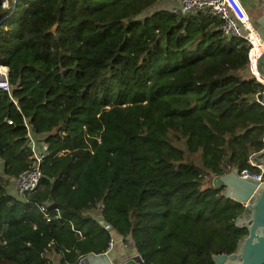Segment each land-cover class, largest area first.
Here are the masks:
<instances>
[{
    "label": "trees",
    "instance_id": "obj_1",
    "mask_svg": "<svg viewBox=\"0 0 264 264\" xmlns=\"http://www.w3.org/2000/svg\"><path fill=\"white\" fill-rule=\"evenodd\" d=\"M157 1L0 0L17 99L0 90V264H78L114 237L144 264H216L247 233L212 178L258 170L264 149L250 42L209 11L142 16ZM24 116L48 148L20 199L7 186L30 163Z\"/></svg>",
    "mask_w": 264,
    "mask_h": 264
},
{
    "label": "built area",
    "instance_id": "obj_2",
    "mask_svg": "<svg viewBox=\"0 0 264 264\" xmlns=\"http://www.w3.org/2000/svg\"><path fill=\"white\" fill-rule=\"evenodd\" d=\"M173 10L182 14L195 11H209L221 19L219 27L224 37L241 36L246 38L250 42L249 71L264 83V77L260 75L256 65L258 57L264 53V43L256 31L257 24L247 13L241 0H178V6ZM254 40H257L261 46L259 51L253 50ZM255 69L258 71V74ZM13 88L14 86L8 79L7 66L0 64V90L5 91L12 102L16 104L17 99L13 94ZM23 118V124L26 128V145L30 150V163L17 175L10 177V184L14 185V194L20 199H24L25 193L32 190L39 182L41 177L40 163L47 154L48 148V143L44 140L45 135L34 132L31 128L29 118L26 116ZM250 163L257 166L258 170L244 168L240 171V174L242 176H251L258 180H263L264 166L255 162L253 159H250ZM47 205L48 203L45 202L41 206V210L44 212L46 219L49 220L52 215L46 211ZM58 214L59 210L56 208V214L54 216H58ZM111 244L112 240L110 241Z\"/></svg>",
    "mask_w": 264,
    "mask_h": 264
},
{
    "label": "water",
    "instance_id": "obj_3",
    "mask_svg": "<svg viewBox=\"0 0 264 264\" xmlns=\"http://www.w3.org/2000/svg\"><path fill=\"white\" fill-rule=\"evenodd\" d=\"M243 1V0H241ZM257 15L253 18L256 31L264 43V0L257 4ZM257 69L264 77V53L256 61ZM257 99L264 104V91L257 94ZM255 162L264 166V149L256 154ZM214 187H223L222 193L244 204L243 212L236 217L235 223L247 228V233L237 242V248L230 253L213 254L216 264H264V179L242 176L237 167L214 175ZM121 264H144L139 252L128 254Z\"/></svg>",
    "mask_w": 264,
    "mask_h": 264
},
{
    "label": "rangeland",
    "instance_id": "obj_4",
    "mask_svg": "<svg viewBox=\"0 0 264 264\" xmlns=\"http://www.w3.org/2000/svg\"><path fill=\"white\" fill-rule=\"evenodd\" d=\"M2 4L5 7L8 6L9 5V0H2ZM177 6H178V0H159L156 3H154L153 5H151L150 7H148L142 13V16L144 14L148 13V12H151L152 10H154L156 8H159V7L168 8V9H175V8H177ZM247 13H250L252 15V19H253L257 12L255 13L253 10L252 11L249 10ZM253 21H254V19H253ZM180 145H182V144H180ZM2 167H3V162L0 159V172L3 175ZM7 190L8 191L10 190L11 193H14V185L9 184L7 186ZM97 212L98 211L96 209L92 211V213L94 215L97 214ZM131 247H132V241H131V239L129 237L126 238V241L123 240L121 237H118L116 240H114V238H112V244L109 246L108 250L103 252V253H100V255H97L95 263L96 264H101L102 261L105 260L106 257H110V256L116 257V254H118L119 250L121 251V249L123 250V253L129 252V250H127V249H129ZM121 261H122L121 259L120 260L116 259V260H114V262L112 264H121ZM55 262H57V259H55Z\"/></svg>",
    "mask_w": 264,
    "mask_h": 264
},
{
    "label": "crops",
    "instance_id": "obj_5",
    "mask_svg": "<svg viewBox=\"0 0 264 264\" xmlns=\"http://www.w3.org/2000/svg\"><path fill=\"white\" fill-rule=\"evenodd\" d=\"M242 4L244 5L246 11L248 12L249 10H253L255 13L257 12V4L260 3V0H243L241 1ZM250 15V17L252 18V15L250 13H248ZM257 15V13H256ZM255 15V16H256ZM256 73L258 74V71L255 69ZM10 184V183H9ZM118 237H114V240H116ZM134 252H126L123 253V250L121 249V251L119 250L118 254H116V257L114 256H110V257H106L105 260L102 261L101 264H112L114 262V260H123L124 258H126L128 256V254H131ZM97 255L100 254H89L86 256L81 257V259L79 260L78 264H96L95 260Z\"/></svg>",
    "mask_w": 264,
    "mask_h": 264
},
{
    "label": "bare ground",
    "instance_id": "obj_6",
    "mask_svg": "<svg viewBox=\"0 0 264 264\" xmlns=\"http://www.w3.org/2000/svg\"><path fill=\"white\" fill-rule=\"evenodd\" d=\"M257 48V49H260L261 46L258 44L257 40H254V44H253V48Z\"/></svg>",
    "mask_w": 264,
    "mask_h": 264
}]
</instances>
